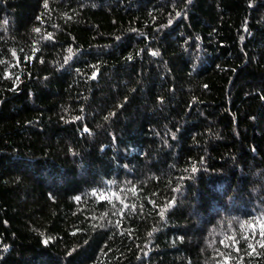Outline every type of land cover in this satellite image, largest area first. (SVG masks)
I'll list each match as a JSON object with an SVG mask.
<instances>
[{
	"label": "trees",
	"instance_id": "1",
	"mask_svg": "<svg viewBox=\"0 0 264 264\" xmlns=\"http://www.w3.org/2000/svg\"><path fill=\"white\" fill-rule=\"evenodd\" d=\"M0 264H264V0H0Z\"/></svg>",
	"mask_w": 264,
	"mask_h": 264
},
{
	"label": "snow or ice",
	"instance_id": "2",
	"mask_svg": "<svg viewBox=\"0 0 264 264\" xmlns=\"http://www.w3.org/2000/svg\"><path fill=\"white\" fill-rule=\"evenodd\" d=\"M45 7H47V4H45ZM5 23H7V22L5 21ZM34 31L39 32L40 30H39V29H35ZM48 38L51 39V36H49ZM71 51H72V50L69 49V52H71ZM153 55H158V53H155V52H154ZM69 59H70V57H69ZM129 59H131V57H129ZM78 119H79V118H78ZM85 131H87V129H85ZM133 191H135V190H133ZM92 195H93V196H96L97 193H96V192H93ZM100 195L103 196V193H101ZM76 199L79 200L80 197H76ZM170 206H171V205H169V207H170ZM133 208H135L134 205H133ZM161 216L163 217V212L161 213ZM248 223L250 224L251 222L249 221ZM240 227H241V228H245V224L242 223V224L240 225ZM149 235H151V233H149ZM249 247H251V245H249Z\"/></svg>",
	"mask_w": 264,
	"mask_h": 264
}]
</instances>
